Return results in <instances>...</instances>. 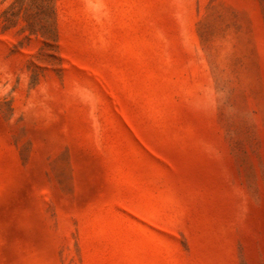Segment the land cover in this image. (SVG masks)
Instances as JSON below:
<instances>
[{
	"label": "rangeland",
	"instance_id": "rangeland-1",
	"mask_svg": "<svg viewBox=\"0 0 264 264\" xmlns=\"http://www.w3.org/2000/svg\"><path fill=\"white\" fill-rule=\"evenodd\" d=\"M0 264H264V0H0Z\"/></svg>",
	"mask_w": 264,
	"mask_h": 264
}]
</instances>
